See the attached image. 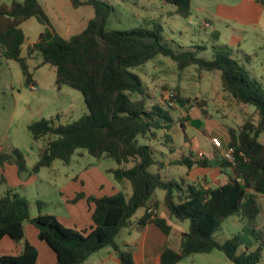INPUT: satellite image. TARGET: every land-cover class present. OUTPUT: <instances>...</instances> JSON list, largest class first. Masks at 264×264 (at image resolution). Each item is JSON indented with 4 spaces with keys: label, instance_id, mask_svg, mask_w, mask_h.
I'll list each match as a JSON object with an SVG mask.
<instances>
[{
    "label": "trees",
    "instance_id": "trees-1",
    "mask_svg": "<svg viewBox=\"0 0 264 264\" xmlns=\"http://www.w3.org/2000/svg\"><path fill=\"white\" fill-rule=\"evenodd\" d=\"M164 1L176 7L177 15L183 18L192 15L191 0ZM257 2L264 6V0ZM71 3L76 9L92 7L95 17L86 30L68 39L55 31L39 0H14L0 6L2 55L20 65L26 85L33 82L28 60L39 56L41 66L56 68L58 88L68 86L81 92L89 111L67 125L41 119L29 126L34 141L46 140L45 150L33 172L38 174L57 160L69 164L79 150H86L98 160L116 163L119 168L108 172L118 183L130 186L132 194L127 197L118 191L111 196L89 197L93 226L79 230L66 226L55 215L42 213V202H38V216L31 218L29 201L10 190L0 198V242L7 237L18 243L23 241L25 224L31 223L38 230L39 239L55 253V264H84L105 249L112 250L120 264H136L133 247L119 244L117 239L125 229L140 232L151 224L170 236L172 226L158 214L156 194L162 190L170 216L182 223L188 221L190 229L182 236L180 250L166 247L156 264H179L195 254H210L215 250L222 251L233 264H261L262 239L252 250L241 234L225 243L217 241L215 235L230 217L241 216L252 224L260 214L258 197L264 196V144L260 142L264 133V85L251 76L241 60L231 57L228 46L217 44V31L212 32L214 56L209 60L191 49L174 51L163 42V26L156 21L152 29L108 30V22L116 12L111 4L103 0H71ZM32 18L46 29L23 56L26 36L21 26ZM159 55L171 58L180 71L196 66L200 72H219L225 98L241 109L254 107L257 111V125L247 119L242 126L228 130V145L234 148V160L223 158L219 163L231 171L227 184L212 189L168 180L162 174L165 164L158 160L153 146L141 143V139H157V132L164 130L162 145L171 151L174 149L169 134L173 117L162 103L148 105L143 81L134 72ZM164 90L169 88L164 86ZM173 91V102L187 111L198 107L209 116L207 99L192 101L183 97L177 88ZM189 120V117L180 120L186 141L185 124ZM5 162L15 163L19 172L27 169L25 155L18 148L1 154V165ZM175 163L189 169L195 165L210 167L208 159L192 153L191 158ZM142 209L146 210L144 216L135 219ZM38 260L39 250L26 243L19 255L1 256L0 264H39Z\"/></svg>",
    "mask_w": 264,
    "mask_h": 264
},
{
    "label": "rangeland",
    "instance_id": "rangeland-1",
    "mask_svg": "<svg viewBox=\"0 0 264 264\" xmlns=\"http://www.w3.org/2000/svg\"><path fill=\"white\" fill-rule=\"evenodd\" d=\"M14 0H0V6L10 4ZM23 2L24 0H15ZM47 10L53 28L65 38H71L82 33L89 22L95 17L92 7L84 6L74 8L71 0H39ZM111 4L116 12L111 16L107 29L114 31H130L136 28L152 29L153 21L163 26V42L174 51L191 49L198 52L205 59H213L214 40L212 32H219L217 44L228 46L232 51V58L241 60L251 76L264 85V6L257 0H191L192 15L183 18L176 14V7L164 0H103ZM261 8L258 12L253 5ZM246 9V10H245ZM205 22L209 23L207 26ZM21 29L25 33V53L28 45L38 39L40 33L45 31L35 18L24 23ZM202 47L203 50H197ZM249 55L251 58L247 57ZM38 60L30 62V72L36 81L37 91L26 85L20 65L15 61L7 60L2 55L0 47V142L3 153L10 147L19 148L25 155L27 171L21 172L22 179L29 174L35 176L27 182L26 189L20 192L30 204V216L39 214L38 202H42V213L62 215L63 208L59 205L60 190L64 189L70 178L86 170H98L103 173L105 181L114 184L119 189L118 183L108 171L119 168L116 163L108 159L98 160L86 150H79L71 163L66 164L57 160L49 168H43L38 174L33 172V167L40 159V147L43 141H34L27 123L41 119L50 120L55 125H67L80 120L89 113L81 92L68 86L58 88L56 85L57 70L51 65L37 67ZM134 72L142 79L147 91L148 105L152 103L163 104V108L171 114L174 122L170 125L169 134L173 138L175 153H170L168 147L162 144L164 130L158 131V138L151 141L141 139V143L150 144L155 149V154L162 159L161 152L168 158H180L185 152V133L180 120L191 116L188 125L192 127L187 132H194L200 138L207 150L213 151V137L222 141L221 135H226L227 129L242 126L247 119L258 124L259 115L254 107L241 109L226 100L222 92L220 73L200 72L196 66L184 71L178 69L177 64L168 57L159 55L137 68ZM167 86L169 90H164ZM177 88L185 98L207 99L206 107L209 118L206 119L201 109L186 108L173 102L170 98ZM21 92L22 96L15 98V93ZM172 102L170 105L169 102ZM195 130V131H194ZM2 139V140H1ZM264 144V133L260 137ZM210 146V147H209ZM209 147V148H208ZM161 151V152H160ZM8 162H5V165ZM131 167V166H130ZM171 174L183 175L186 168H171ZM176 180L180 181L177 176ZM0 198L8 191L6 181L0 184ZM15 192L17 190H14ZM130 197L131 188L121 190ZM17 193V192H16ZM158 197H163L164 192L158 191ZM261 217H264V198L259 200ZM141 211L137 213L140 215ZM175 222H179L175 220ZM180 224H182L180 222ZM248 222L239 216L227 219L215 237L220 243H225L234 235H243L248 238V230H243ZM140 234L125 229L117 239L119 244L136 243ZM264 241V239H262ZM181 240L171 237L169 247L179 251ZM256 247L252 248L254 250ZM242 250V248H241ZM240 250V251H241ZM84 264H120L116 254L105 249L93 255ZM179 264H233L226 255L219 250L210 254H195ZM264 264V252L262 263Z\"/></svg>",
    "mask_w": 264,
    "mask_h": 264
},
{
    "label": "crops",
    "instance_id": "crops-1",
    "mask_svg": "<svg viewBox=\"0 0 264 264\" xmlns=\"http://www.w3.org/2000/svg\"><path fill=\"white\" fill-rule=\"evenodd\" d=\"M254 8L255 10H257V12L261 9V8H257L256 5L254 6ZM205 24H209V23L205 22ZM37 41L38 39L36 41H33L30 45H28V47L35 44ZM26 55L27 52L25 53L23 46V56ZM246 56L251 58L249 55ZM34 60H38L39 63L37 67H40L42 64V58H40L39 56H34V58L28 60L29 67H30V62ZM32 84H36V81H34V79ZM21 94H22L21 92L15 93L14 94L15 98L16 99L20 98L22 96ZM193 109L197 110L200 108L194 107ZM209 117L210 116L208 117L205 116L206 119H208ZM189 118H191V116H189ZM32 123H33L32 121L30 123H27L28 129ZM185 126H186V133L188 135V140L187 141L185 140L184 143L186 152L179 159L168 158L169 159L168 161L165 160L166 156L164 151L163 152L160 151L162 154V159H159L157 157L158 160L162 161L165 164V168L162 170L163 176L168 180H173L178 183H184L186 185L200 184L205 188H212V189L227 184L229 181V175L231 171L229 169H225L220 166L219 163L223 160L221 153L215 147L213 151L207 150L206 147L200 141V138L196 136L194 132L192 133V135H189L187 131L192 127L188 125V122L185 124ZM228 130L229 129H227L226 131V135H221L222 142L225 145H228L230 140ZM38 141H43V145L40 147V155H41L45 150L46 140L42 139ZM2 142L3 141L0 142V156L4 152L2 151V147H1ZM14 148L16 147H10V149L7 152L10 153ZM175 152H176L175 149H173V151L170 150L171 154ZM191 153L195 157H197L199 153H203L204 157L210 161V167L203 168L195 165L191 169H189L186 166L175 165L176 164L175 162H178L184 158H191ZM177 167L186 168L183 175L171 174L170 169ZM25 171H27V169ZM174 176H177L180 179V181L176 180V177L174 178ZM0 179L6 181L8 188L17 190L16 192L20 194L19 191L26 189L27 182H30L32 179H35V176L32 177V175L29 174L27 178L22 179L21 172H19L18 166L15 163L9 162L3 166L0 163ZM67 179L69 181L66 183V186L64 187V189L60 190L61 199L59 201V205L63 208V213L59 217L55 214L52 215L57 216L66 226L71 228H77L79 230L87 229L93 226V221H92L93 206L89 205L87 201L89 197L111 196L118 191L125 190L126 188H130V186H128L127 184H120L121 189H119L114 184L105 181V179L107 178H105L104 174L94 169L83 171ZM0 194L2 196L3 193ZM261 198H264V196H259L258 201ZM157 200L159 202L158 214L168 220L169 224L172 226V232L170 236H166L161 232V230L158 227L152 224L148 225L143 231L140 232L129 231L131 236L133 232H138L140 234L136 243L130 244L125 242L126 244L133 247L136 264H156V260L158 259V257L164 252L166 247H169L171 237L174 236L176 240L178 239L182 240V236L185 233H188L190 229V223L188 221L183 223L181 222L182 224H180V222H175L176 219L170 216L169 210L165 204V192L163 197L161 198L158 197L157 195ZM140 211L141 214L136 215L135 219H139L143 217L146 212L145 209H142ZM260 215H261V208H260V214L257 217V219L252 224L248 223L247 226L243 227V230L247 229L248 231H250V233L248 232L249 234L247 235L248 238L246 241V244L250 249L257 247V242L259 239H264V217H261ZM37 216H31V218H35ZM26 243L35 246L39 250V260H38L39 264L56 263L57 258L55 253L48 247V245L45 242L39 239L38 230L31 223L25 224V239L23 241L18 243L7 237L0 242V257L3 255H19L23 251L24 245ZM243 249L244 248H242V250Z\"/></svg>",
    "mask_w": 264,
    "mask_h": 264
},
{
    "label": "built area",
    "instance_id": "built-area-1",
    "mask_svg": "<svg viewBox=\"0 0 264 264\" xmlns=\"http://www.w3.org/2000/svg\"><path fill=\"white\" fill-rule=\"evenodd\" d=\"M207 26H210L209 24H206ZM30 88L33 91H37L38 88L35 84H31ZM175 94H172L170 98L174 97ZM170 105H172V102H169ZM212 143L214 145V147L221 153L222 157L224 159H227L229 161H233L234 160V148L230 147L229 145H225L223 144V142L219 139V138H213L212 139ZM199 158H203L204 154L203 153H199L198 154Z\"/></svg>",
    "mask_w": 264,
    "mask_h": 264
}]
</instances>
